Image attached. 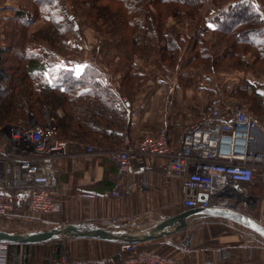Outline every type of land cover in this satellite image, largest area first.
Listing matches in <instances>:
<instances>
[{
	"label": "crops",
	"instance_id": "0c3cea01",
	"mask_svg": "<svg viewBox=\"0 0 264 264\" xmlns=\"http://www.w3.org/2000/svg\"><path fill=\"white\" fill-rule=\"evenodd\" d=\"M12 1L18 0H4L10 5ZM10 8L12 7L0 8V15L8 19L6 15L12 12ZM206 28H210L212 33L214 25L207 23ZM136 61L138 60H135V66ZM38 65L42 66L40 63ZM98 67L95 58L81 61V70L69 74V81H81V85L78 88L76 83L72 84L74 89L68 91L69 95L75 97L81 93L82 105L83 100L95 98L96 92L105 89L108 92L105 97L109 111L113 112L112 105L120 101L125 107L123 117L108 124L103 121L95 123L93 121L91 124V120L85 117L83 105L81 106V115L84 113L81 116V121L84 122L81 127L88 129L85 132L86 140L81 143L64 140L67 143V155L55 163L58 178V193L55 194V198L61 201L60 213L47 216V219L53 223L51 226H41L30 219L16 218L12 224H17L14 227L20 231L17 233L79 223L127 232L152 228L163 219L183 211L181 202L184 195L181 182L166 174L165 160L136 156L131 160L126 172H119L116 164L109 159L85 154V147L99 146L104 149H114L122 146L125 139L135 144L143 135L156 134L164 126L167 128L169 138L176 143L187 122L200 119L210 110L208 105L214 101V88L217 92L216 102H227L222 98L233 97L231 96L235 91L233 89L242 88L247 81L250 84L254 83L252 87L260 94L264 114V80L262 79L264 74L253 75L243 71L232 74L221 71L213 77L206 75L202 78L201 74L194 70L187 75L174 74L173 79H167L160 71L138 69L140 76L131 71L123 79V75L114 72L102 73ZM47 68L45 67V70L42 68L40 73H46ZM87 68H94L98 72L85 73L84 69ZM134 77L135 80H132ZM182 77L188 78L193 84L188 87L183 86L186 81ZM249 94L248 90L245 98L236 100V103L255 115L250 107ZM56 114H59L57 110ZM48 120L52 121L46 117L45 124ZM262 122L264 123V119ZM34 124L37 123L34 121ZM252 135L258 139L261 147L262 133L255 130ZM99 142L100 144H96ZM255 186L256 189L259 188L258 191H248L255 199V204L250 207L240 204L239 211L257 220L260 207L258 202L262 198V193L260 182ZM114 189L118 191V197L102 196ZM127 218L131 221H126ZM9 225L11 226V222H2L0 228L14 231ZM185 231L187 233L185 238H191L192 249L184 255L178 253L172 255L176 258L177 264H203L205 261H210L212 264H244L246 259L264 264L262 241L250 233L239 232V228L236 229L227 218L220 216L196 218L185 230L140 243L139 248L168 253L172 251L169 249L171 245L175 246ZM241 233L245 236L241 237ZM202 234L206 238L209 237L204 239ZM12 244L8 248V264H11L10 249L14 250L12 255L18 261L12 264H56L63 254L71 264H102L118 261L125 256L120 251V242L94 238L60 237L43 243ZM164 244L167 245V250H163ZM218 246L230 251V257L225 259L217 256L215 248ZM31 254H33L32 261L29 260Z\"/></svg>",
	"mask_w": 264,
	"mask_h": 264
},
{
	"label": "rangeland",
	"instance_id": "374dc122",
	"mask_svg": "<svg viewBox=\"0 0 264 264\" xmlns=\"http://www.w3.org/2000/svg\"><path fill=\"white\" fill-rule=\"evenodd\" d=\"M142 1L149 2V0ZM234 1L235 0H202V4L198 10L192 9L193 7L190 6L187 7L186 4H177L178 7L173 3H160V5L154 8L150 6L148 8L151 11L150 14L148 13L149 15L140 16V22L137 24V29L141 31V34L146 31L148 33L146 37L151 39V35L156 32V30H153V27L158 26L159 24L157 23H160L159 17L157 16L158 11H163V32L166 33L165 31H170L178 40L174 39L176 40L175 50H170L167 52V55L160 56L158 49L156 50L150 47L151 43L145 42L144 44L138 45V47L131 46L130 41L134 42L138 40V37L135 34V28L128 26L126 22L128 17L132 18V15L137 16V14L132 13L130 10H125V8L123 9L122 5L113 0H41L38 1L39 3L34 0H18L17 2L12 1V5L5 3L4 0H0V8L12 7L10 8L12 12L6 15L9 17L8 19L0 15V72H4L7 76V78L0 83V114L2 115H0V128L7 124H22V122L28 124L29 122H37L33 115L29 114L28 110H30V108L25 109L27 111L23 113L24 105L18 97L20 89L25 87L26 89L36 90L46 85L54 87L59 84L62 88L70 86L72 83L69 81V74L80 71L81 61L88 60L89 58H95L96 63L99 65L98 68L100 72L107 74L114 72L123 75V79L131 71H133L134 74H138V69L160 71L166 75L167 79H173L174 74L178 76L187 75L194 70H197L202 78H205L206 75H211L213 77L214 74L216 75L221 71L232 74L241 73L242 71L250 72L253 75L264 74V72L255 73L252 71V67L254 68L256 66L264 71V62L254 58L256 56L253 50L250 49L248 52H243V55H239L237 52H235V54L231 53L233 50L228 49L229 47H224L223 49L218 48L222 46V44L219 43V33H210V28H206L207 23H211L209 20H211L214 14L221 10H225L231 2ZM249 1L264 14V0ZM101 6H108L109 13L105 14ZM46 9L53 10L54 13L51 14L54 15L51 16L49 13L46 15ZM174 10L177 12L172 13ZM188 10L191 11L195 18L193 17L192 19L186 15ZM120 14H123L125 18L121 28L111 23L110 20L112 21V19L109 18V16L113 18L114 15ZM190 37H193V39L198 38L199 42H202L201 46H203V48L206 44L209 54L224 52V54L229 53L231 56L225 57L223 62L218 65L215 64V60L213 62L211 61V63L208 62L207 66L203 65V63H200L198 60H192L190 57V50H192V40H190ZM263 38V35H260L258 41ZM42 39L47 40L45 41ZM49 40L53 42V47L50 45ZM163 44V41H159L160 46ZM143 45H145L143 48H139ZM129 47H134V49H130ZM39 48H42L40 52ZM194 51L197 52L198 48H195ZM201 51L204 55L203 50ZM48 52L52 54L49 55ZM19 53L20 55H18ZM30 53L32 55L31 57H34L37 62L44 60L41 63L48 67L46 73H27L26 63L30 58ZM27 54H29V56ZM41 57L42 59H40ZM113 59L114 61H111ZM190 59L192 61H190ZM135 60H138L136 61V66L134 65ZM256 60L257 64L253 65V62ZM240 62L244 64H238ZM50 63H52V65H50ZM140 75L138 74V76ZM182 79L186 81L183 83V86L188 87L193 84V82L186 77H182ZM132 80H135V77ZM246 83L250 86H247ZM246 83L244 82L242 88L233 89L235 90L231 93L233 97H223L224 99L222 98V100L236 101L238 99H244L246 95L244 93L248 90L250 92V98H254L253 92L256 93L255 89L252 87L254 83L250 84L248 81ZM77 85L79 88L81 83H77ZM132 89H134V86ZM215 89L216 88H214L213 94L214 101L208 105L210 109L219 103L218 101L216 102L217 92ZM31 94L33 99H36L34 92H31ZM45 110H47V107L41 106L42 115L45 117L43 124L46 122L49 109L47 112ZM57 111L59 113L58 115L61 116V109ZM51 123H53V121H51ZM73 123L77 124L74 121ZM70 125L71 121H66V123L62 124L61 130L64 129L65 131L69 129V127H71ZM61 135L62 134H60L57 129V137L59 139L62 138ZM257 182H259V180L255 177L254 186H248L247 190L249 192L253 190L258 191L259 188L256 189L255 186ZM256 219L259 222V216L256 217ZM15 220V216H1L0 225L2 222H11L9 228L12 227L14 231L9 232H20L17 231V228H14L17 224H12ZM229 221L233 223L236 229L239 228V232L252 233L250 230L248 231L239 225L237 226L238 223L236 224L231 220ZM186 234L185 231L180 241L176 243L175 246L171 245L169 249L172 251L168 253L164 251L157 252L162 255L170 256H175L177 253L184 255L185 253L181 251L180 246H182ZM242 235L244 234L241 233V237ZM203 236L204 239L209 237L206 238L205 235ZM208 240L210 241V238ZM262 246L264 247L263 244ZM162 248L163 250H167V245L164 244ZM191 249L192 248H190V251ZM13 253L14 250L10 249L9 260H11V264L17 260V258L14 259ZM32 255L33 254H31L29 258L30 261L33 259ZM62 257H64V254ZM17 262L18 261L15 263Z\"/></svg>",
	"mask_w": 264,
	"mask_h": 264
},
{
	"label": "built area",
	"instance_id": "2783aa9c",
	"mask_svg": "<svg viewBox=\"0 0 264 264\" xmlns=\"http://www.w3.org/2000/svg\"><path fill=\"white\" fill-rule=\"evenodd\" d=\"M255 130L263 135L261 147L252 135ZM84 152L109 159L119 172H126L136 156L164 159L166 174L181 182L183 211L215 207L240 213V204H255L247 186L257 177L262 193L259 223L264 226V123L236 101L218 103L200 119L187 122L176 143L164 126L135 144L125 139L119 148L85 147ZM66 155L67 143L57 137V128L49 120L42 126L29 122L0 128V217L53 225L47 216L61 211V201L55 198V163ZM118 195L116 189L102 194ZM8 248V243L0 241V264H8ZM190 248V239L184 238L181 251L187 253ZM120 251L125 254L120 260L102 264H177L174 257L142 250L136 243H120ZM215 254L227 259L231 253L218 246ZM56 264L71 263L63 257ZM244 264L260 262L246 259Z\"/></svg>",
	"mask_w": 264,
	"mask_h": 264
},
{
	"label": "trees",
	"instance_id": "16d2710c",
	"mask_svg": "<svg viewBox=\"0 0 264 264\" xmlns=\"http://www.w3.org/2000/svg\"><path fill=\"white\" fill-rule=\"evenodd\" d=\"M37 3L41 0H34ZM53 1V0H48ZM120 5L123 6V9L130 10L132 13L137 14V16L132 15V18L128 17L127 24L128 26L134 27L136 31V35L138 37V40L136 41H130L131 46H136L140 44L151 43L152 49H158V53L160 56L167 55L168 51H173L176 48V37L173 35L170 31L163 32V11H158L157 16L159 17L160 23L158 26L153 27V30L155 34L151 35V39L147 38L146 34H148L146 31H144L141 34V31L137 29V24L140 22L141 17L145 16L146 14H150V10L148 9L150 6L153 8L162 4H171L173 3L175 6L178 7L177 4H186L187 7H193L192 9H199V7L202 4V0H149V2H143L142 0H113ZM101 8L104 10L105 14L109 13V7L108 6H101ZM179 11V10H178ZM177 12L176 10L172 11ZM19 13V12H18ZM54 15L51 13H54L53 10L46 9V15ZM171 13V12H170ZM148 14V15H149ZM110 15V14H109ZM108 15V16H109ZM186 15L188 17H193V14L190 10L186 12ZM166 16V15H165ZM109 18L111 23L118 25V27H122L124 23V16L123 14L120 15H114L113 19L111 16ZM212 25H214V29L212 30L213 34L219 33V43L222 44L221 47L218 48H228L230 50H233L231 53L237 52L239 55H243V52H248L250 49L253 50L254 54L257 60H261L264 62V38L260 39L258 41V38L260 35H263L264 37V14L259 11L256 6L249 0H235L234 2H231V4L225 9L217 12L214 14V16L209 20ZM28 26V25H27ZM149 29V27H148ZM163 32V33H162ZM141 36V37H140ZM149 39V40H147ZM176 39V40H174ZM45 40V39H42ZM47 40V39H46ZM45 40V41H46ZM192 50L190 57L192 60H198L200 63H203V65L207 66L208 62L211 63V61L215 62L216 65L219 63H222L225 57L231 56V54L224 52H214L213 54H209L207 52L206 44L204 45V48L202 45V42H199L198 38L190 37ZM50 41V45L52 46V41ZM159 41H163L164 44L162 46L159 45ZM178 41V40H177ZM48 44V43H47ZM145 45L139 48H143ZM53 47V46H52ZM130 49H134V47H129ZM198 48V51L195 52L194 49ZM42 48H39V52ZM204 55L202 54V51ZM49 53V52H48ZM52 54L51 52L49 55ZM233 54V55H234ZM29 56V54H27ZM30 53V59H28L29 62L26 63V71L28 74H32V72H41L42 68L44 69L46 66L42 65L41 62L44 60H41V62H37L34 57H31ZM37 56V55H36ZM39 57V56H37ZM42 59V57L40 58ZM190 59V61H192ZM231 59V58H228ZM257 60L253 62V65L257 64ZM260 61V62H261ZM38 63H40L42 66H39ZM238 64H244L243 62H240ZM212 66V65H209ZM253 69V70H252ZM253 72L257 73H263L264 71L259 69L258 66L252 67ZM213 70V69H212ZM85 73H97L98 71L94 68H87L84 71ZM7 78L4 72H0V83L1 81H4ZM10 81V79H9ZM25 81V80H22ZM72 84L74 83H81V81H70ZM248 86V85H247ZM22 87V86H20ZM104 88V87H102ZM248 88V87H247ZM74 87L72 85L63 87L59 85H55L54 87L44 86L43 88H38L36 90L32 89H26L23 87L20 89L19 98L21 99V103L24 105L23 113H25L27 108H30L29 114L33 115V117L36 119V123L40 126L43 125L45 117L42 115L41 106L47 107L48 117L53 121V124L58 129V132L62 134V138L65 140H73L76 142L81 143L82 141L86 140L87 128H82V115L85 113V117L89 118L91 120V124L97 121L108 124L110 121H117L120 120L123 117V110H124V104L120 101H117L115 105H112V111H109L107 106V98L105 95L108 94V92L105 89H102L101 91L96 92L95 98L90 97V99L83 100V107H84V113L81 115V93H78L75 97H70L69 92L70 90H73ZM36 91V93H35ZM31 92H34L36 95V99H33ZM0 93H1V87H0ZM254 93V98H250V107L255 112V116L258 117L261 122L264 119L263 112V105L260 103L261 97L260 94L257 92ZM246 94V92L244 93ZM93 98V99H91ZM114 100V97L112 98ZM257 107H256V106ZM69 107V109H68ZM111 108V107H110ZM61 109V116H58L56 114V110ZM34 110V111H33ZM36 111V112H35ZM36 113V114H35ZM1 115V114H0ZM90 115V116H88ZM2 116V115H1ZM71 121V127L69 129H66L64 131L62 129V124L66 123V121ZM100 120V121H99ZM1 121V120H0ZM73 121L77 124H74ZM87 122V120H86ZM23 125H27L22 122ZM1 126V125H0ZM66 126V125H65ZM85 130V131H84ZM85 137V139H84ZM96 144H100L96 143ZM249 217V216H248ZM251 218V217H249ZM253 219V218H251ZM255 220V219H253ZM257 221V220H255ZM258 222V221H257ZM237 224V223H236ZM239 225V224H237ZM240 226V225H239ZM243 227V226H242ZM244 228V227H243ZM247 229V228H245ZM249 230V229H247ZM251 231V230H250ZM252 232V231H251ZM255 238L257 237L262 241V244L264 245V238L259 236L258 234L252 232L250 233ZM12 243H8V246H12Z\"/></svg>",
	"mask_w": 264,
	"mask_h": 264
},
{
	"label": "water",
	"instance_id": "95a60500",
	"mask_svg": "<svg viewBox=\"0 0 264 264\" xmlns=\"http://www.w3.org/2000/svg\"><path fill=\"white\" fill-rule=\"evenodd\" d=\"M206 216L227 218L264 238V226L259 222L233 210L210 207L182 211L163 219L152 228L148 227L138 232L109 230L93 224L79 223L27 233H13L0 229V241L17 244H34L47 242L60 237H78L140 244L176 233L186 228L192 220Z\"/></svg>",
	"mask_w": 264,
	"mask_h": 264
}]
</instances>
